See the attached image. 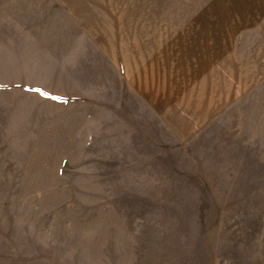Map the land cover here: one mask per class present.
I'll return each instance as SVG.
<instances>
[{"label": "rangeland", "instance_id": "rangeland-1", "mask_svg": "<svg viewBox=\"0 0 264 264\" xmlns=\"http://www.w3.org/2000/svg\"><path fill=\"white\" fill-rule=\"evenodd\" d=\"M158 2L0 0V264H264V0Z\"/></svg>", "mask_w": 264, "mask_h": 264}, {"label": "crops", "instance_id": "crops-1", "mask_svg": "<svg viewBox=\"0 0 264 264\" xmlns=\"http://www.w3.org/2000/svg\"><path fill=\"white\" fill-rule=\"evenodd\" d=\"M160 2H158L155 6V8L153 7L152 9L153 10H156V20L154 22V20L152 21H149L147 20L146 23H154V24H151L154 28L158 26H161L163 24L166 23V21H170L172 22V24H176V26L178 28H181L180 30H183L182 31V35H191L193 33L194 30H196V22L198 21V18L203 21V22H212L214 17L213 16H210V14L208 15V11H204V9H202L201 13L194 18V13L191 9L187 10L186 9L188 8L187 4L186 3H181L180 0H159ZM186 1H190V0H186ZM163 2V3H162ZM181 4H185L186 6L184 5H180ZM161 4H163L161 6ZM175 4H178V5H175ZM170 10L172 13H171V16L167 17L165 15H163L160 10ZM157 10H159L157 12ZM224 14V13H223ZM184 15L183 18H181V16ZM225 15H227L225 13ZM211 20V21H210ZM144 21V20H143ZM145 22V21H144ZM148 25V24H147ZM231 27H235L236 26V22H232ZM192 29V30H191ZM157 29L155 30H152L155 34H158ZM142 32H145L146 30H141ZM189 32L187 34H185L186 32ZM173 30H170V29H167V28H163V33L162 35H167V37H170V35L172 34ZM198 36V35H197ZM147 42H146V45H148V41L150 38H147ZM152 39H154L152 37ZM189 42V41H188ZM193 44V42H191ZM139 62V60H137Z\"/></svg>", "mask_w": 264, "mask_h": 264}]
</instances>
